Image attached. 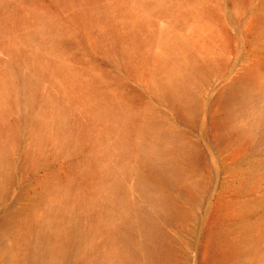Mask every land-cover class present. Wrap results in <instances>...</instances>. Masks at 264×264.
<instances>
[{
    "label": "rangeland",
    "instance_id": "1",
    "mask_svg": "<svg viewBox=\"0 0 264 264\" xmlns=\"http://www.w3.org/2000/svg\"><path fill=\"white\" fill-rule=\"evenodd\" d=\"M0 264H264V0H0Z\"/></svg>",
    "mask_w": 264,
    "mask_h": 264
}]
</instances>
